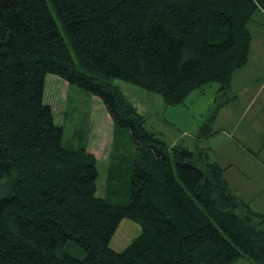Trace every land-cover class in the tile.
Returning a JSON list of instances; mask_svg holds the SVG:
<instances>
[{
    "label": "trees",
    "instance_id": "trees-1",
    "mask_svg": "<svg viewBox=\"0 0 264 264\" xmlns=\"http://www.w3.org/2000/svg\"><path fill=\"white\" fill-rule=\"evenodd\" d=\"M257 9L264 0H0V264H264V212L232 191L206 147L167 143L113 83L168 106L211 94L196 132L207 139L234 97ZM47 74L98 96L128 132L132 163L108 184L127 203L97 195V157L66 145ZM123 218L140 232L116 251Z\"/></svg>",
    "mask_w": 264,
    "mask_h": 264
},
{
    "label": "rangeland",
    "instance_id": "rangeland-1",
    "mask_svg": "<svg viewBox=\"0 0 264 264\" xmlns=\"http://www.w3.org/2000/svg\"><path fill=\"white\" fill-rule=\"evenodd\" d=\"M249 28L252 35L250 50L256 52L261 50L259 54L261 56H255L252 59L256 63L251 67L254 73H258V75L261 72L263 73L261 74L263 80L255 83L256 91L264 84V55H262V50H264L263 11L260 9L255 10L252 19L249 21ZM250 73L252 75V71ZM113 83L123 91L137 111L146 117L147 125L155 130L157 134L168 142H171L173 137H180L179 139L185 143H190V139L182 133L183 129L179 125H183L182 127H185L187 133L189 132L188 130L192 129L195 122L201 118L200 111L204 112L205 110L203 108L200 109L203 106L202 98H197L195 102L189 99V103L193 108L190 111L188 109L182 110V107H169L163 110V107L168 105L165 104L160 94L149 92L119 79H114ZM207 94L212 96L209 93ZM245 94H247L246 92L243 95L247 96ZM256 96L260 98L264 96V85ZM44 100L52 105L55 112V121L64 127V141L66 145L78 147L84 144L95 153L99 172L96 180L97 195H108L112 200L122 204L127 203V190L119 186L118 191H115V193H108V184L112 183V186L118 185L124 178L123 172L127 170L130 161L132 163L134 143L129 138L128 132L124 128L114 127L110 116L98 96L92 95L76 86L68 85L65 80L55 74L46 75ZM257 100L259 101L260 99L258 98ZM198 108L200 109L199 111ZM171 110H174L173 113L178 120L181 117L177 126L170 121H166L169 119V112ZM209 110H207L206 115ZM166 111L168 112V116L165 113ZM256 131L259 135H264V129ZM236 135L237 141L243 146L247 145L246 141H250L251 134L248 132L247 134L237 133ZM243 135L247 137L244 138ZM190 144L192 145V143ZM235 167L237 166L235 165ZM238 169L239 167H233L231 171L238 176H242V173H237ZM245 169L252 173V176L246 177L248 179L245 178V181L243 178L237 182L238 184L234 185L240 184L241 188L244 186L242 189L247 192L246 197H249L248 199L252 201V208L256 211L264 212V149L258 158L252 162V166ZM128 180L129 176L127 174ZM139 232L140 225L138 223L128 218H123L111 238L110 247L116 251L122 250ZM232 264L249 263L246 257H241Z\"/></svg>",
    "mask_w": 264,
    "mask_h": 264
},
{
    "label": "crops",
    "instance_id": "crops-1",
    "mask_svg": "<svg viewBox=\"0 0 264 264\" xmlns=\"http://www.w3.org/2000/svg\"><path fill=\"white\" fill-rule=\"evenodd\" d=\"M260 51L261 50H258L257 52L249 50V58L246 64L234 71L231 78V86L234 97L223 103L217 110L216 116L211 124V128L214 133L207 139L199 140L196 137V132L199 124L205 119H202V117L206 115L207 110L212 108L213 100L209 97L210 95H200L198 92H193L192 95L187 98L185 104L166 106L167 108L165 106L163 107V110H166L169 107H182V110L188 109L190 111L193 108L191 107L189 101L191 100L195 102L197 98H202L203 106L199 108H203V110H205L204 112L200 111L201 118L195 122L192 129L188 130L189 132L187 133L185 127H182L183 125H179L183 129L182 133L187 135L192 145L188 142L185 143L179 139L180 137H173L171 142L167 141V143L170 145L182 143L189 148H194L197 145L206 147L209 158L212 161L217 162L223 169V176L226 178L232 191L239 197L248 201L250 206L252 201L248 199L249 197H246L247 192L242 189L244 186L241 188L240 184H234H238L237 182L243 178L245 181L252 176V173L247 171L245 168H250L252 166V162L258 158L259 154L264 149V135L261 136V134L259 135L256 131L264 129V96L261 98L256 96L264 84H262L255 91V83L263 80L261 78V74L263 73L261 72L260 75H258V73L253 72V69L251 70V67H253L256 63L252 59L255 58V56H261L259 55ZM262 55H264V50H262ZM250 71H252V75ZM244 92L247 93L245 94L247 96L243 95ZM258 98L260 99L259 101L257 100ZM199 108L198 111L200 110ZM171 111L169 112V119L166 121H170L177 126L181 117L178 120L173 113L174 110ZM165 113L168 116V112L166 111ZM247 132L251 134L249 139L250 141H246L247 145L243 146L237 141L236 134H247ZM243 136L244 138L247 137L246 135ZM235 165L237 167H235ZM233 167H239L237 173H242V176H238L236 173H233L231 171Z\"/></svg>",
    "mask_w": 264,
    "mask_h": 264
}]
</instances>
